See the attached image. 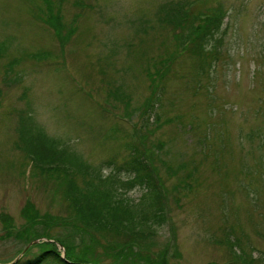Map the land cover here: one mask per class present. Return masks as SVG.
Listing matches in <instances>:
<instances>
[{"label": "rangeland", "instance_id": "obj_1", "mask_svg": "<svg viewBox=\"0 0 264 264\" xmlns=\"http://www.w3.org/2000/svg\"><path fill=\"white\" fill-rule=\"evenodd\" d=\"M209 14L224 25L196 56L183 35ZM133 146L160 180L161 222L119 177ZM71 179L135 220L85 225ZM125 240L128 261L264 264V0H0V264L47 242L66 257L61 241L120 264L104 245Z\"/></svg>", "mask_w": 264, "mask_h": 264}, {"label": "trees", "instance_id": "obj_2", "mask_svg": "<svg viewBox=\"0 0 264 264\" xmlns=\"http://www.w3.org/2000/svg\"><path fill=\"white\" fill-rule=\"evenodd\" d=\"M172 11H168V16H172ZM183 18H176L177 25L183 23L184 20L189 21L187 17L182 16ZM56 21L59 18H55ZM199 21L196 24L194 20V24L191 25L190 28L187 29V33L183 35L182 44L184 48L190 47L191 52L196 56H202L205 51L209 49V45L211 40L222 30L224 25V18L218 16H211L210 14L197 18ZM191 21V20H190ZM55 24V23H54ZM59 22H56L55 25H58ZM183 25V24H182ZM186 25V22H185ZM58 27V26H57ZM219 41V40H217ZM159 98V95H158ZM152 109V108H151ZM38 143L35 141V149ZM31 150V149H28ZM132 154L125 162V164L119 166V170H125L126 172H134L135 178L130 179L133 186L139 185L143 187V185H147L146 194L149 196V199L152 202V215L144 216L145 220H149L151 222H161L162 216L164 215V205L162 202V191L160 186V180L156 175V170L151 166L150 162L147 160L146 156L140 151L136 146L132 147ZM33 152V150H32ZM37 156L40 155L39 152H36ZM110 164V163H109ZM56 166H48V168H44V170H52L58 169ZM51 172V171H44ZM79 187L75 186L73 179L69 180L68 183V192H70L69 197L72 201L75 212L82 214V220L85 225L94 226L93 224L99 222L107 225L109 229L114 227L118 228V225H124L125 221L135 220L134 211L129 206L120 205L122 199L112 200L110 194L104 192H97L92 189L90 190H78ZM77 190V191H76ZM76 191V192H75ZM29 209H24L25 218L27 219L26 224L21 228V231L10 229L8 233H14L18 231L17 237L22 239L31 238L32 235H35V232L38 231L37 221L38 218L35 216L37 214L34 207L31 205L28 206ZM132 237L134 238L132 242L134 245L137 244L136 237L138 236L137 231L133 229ZM49 237L48 233H44L39 235L36 238L41 237ZM67 247V256L63 257L59 248L51 242L40 243L39 246L41 250L38 254L33 257L27 258L24 261L19 259L14 264H106L104 261L95 262L85 258L84 256H78L73 251H70L71 248L66 242L61 241ZM132 243L125 240L124 243L121 242H109L104 245L105 249L111 253V257L119 260V256L124 255L120 264H146L152 262L151 259L145 262L140 263L136 260L128 261L126 256L128 255V251L131 250V247L134 246ZM142 259H146L143 257ZM102 260V259H101ZM153 263V262H152ZM112 264V263H111ZM159 264H166L165 257L163 260L159 262Z\"/></svg>", "mask_w": 264, "mask_h": 264}, {"label": "clouds", "instance_id": "obj_3", "mask_svg": "<svg viewBox=\"0 0 264 264\" xmlns=\"http://www.w3.org/2000/svg\"><path fill=\"white\" fill-rule=\"evenodd\" d=\"M108 168H111L113 171L115 170V166L114 165H111V166L106 165L105 166V170L108 169ZM119 177H120L121 180L127 181V180H130V179H134L135 178V173L134 172L130 173V172L122 171V172L119 173ZM136 187H140V186L139 185L134 186L133 191H135ZM143 188H144V190H147V185L146 184L143 185Z\"/></svg>", "mask_w": 264, "mask_h": 264}]
</instances>
